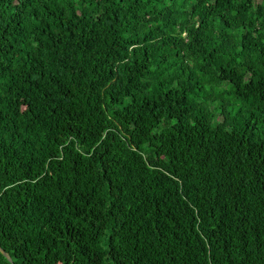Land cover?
Masks as SVG:
<instances>
[{"label":"trees","instance_id":"trees-1","mask_svg":"<svg viewBox=\"0 0 264 264\" xmlns=\"http://www.w3.org/2000/svg\"><path fill=\"white\" fill-rule=\"evenodd\" d=\"M0 264H264V0H0Z\"/></svg>","mask_w":264,"mask_h":264},{"label":"water","instance_id":"water-1","mask_svg":"<svg viewBox=\"0 0 264 264\" xmlns=\"http://www.w3.org/2000/svg\"><path fill=\"white\" fill-rule=\"evenodd\" d=\"M1 250V249H0ZM2 251V253L5 255V256H7L8 257V255H7V253L5 252V251H3V250H1Z\"/></svg>","mask_w":264,"mask_h":264}]
</instances>
